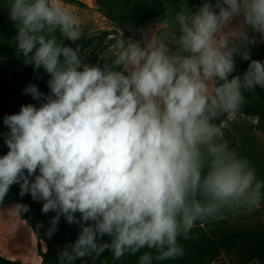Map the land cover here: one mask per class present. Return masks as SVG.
Instances as JSON below:
<instances>
[{"label":"clouds","instance_id":"clouds-1","mask_svg":"<svg viewBox=\"0 0 264 264\" xmlns=\"http://www.w3.org/2000/svg\"><path fill=\"white\" fill-rule=\"evenodd\" d=\"M8 13L17 56L37 78L47 74L49 91L29 83L22 94L37 103L3 117L0 205L18 185L42 214L55 213L49 238L62 217L79 227L58 264L105 251L117 260L141 253L139 264L169 260L197 220L260 203L264 182L215 121L264 89V60L251 56L264 44V0L169 10L158 25L175 26L173 41L121 39L119 55L102 64L85 62L76 17L55 0H10ZM237 58L248 62L242 74Z\"/></svg>","mask_w":264,"mask_h":264},{"label":"crops","instance_id":"crops-1","mask_svg":"<svg viewBox=\"0 0 264 264\" xmlns=\"http://www.w3.org/2000/svg\"><path fill=\"white\" fill-rule=\"evenodd\" d=\"M85 7L80 8L55 0L61 7L76 17L81 35L101 37L99 42L81 52L89 64L103 63L99 57L118 56L121 39L151 38L154 34L167 33L169 41L174 40L175 26L158 25L165 13L177 6L186 5L185 0H76ZM10 0H0V60L17 58L13 39L16 30L9 20ZM187 6V5H186ZM110 11L120 17H146L147 21L136 27L120 25L101 11ZM259 51V49L257 48ZM251 49L253 59L264 60V54ZM247 61L237 59V73H243ZM245 97L256 104L264 103V89L257 87L254 92H245ZM229 131L235 144L231 150L241 158H246L254 168L257 179L264 182V124L256 118L240 113H230L221 123ZM8 131L0 119V132ZM8 151L0 139V156ZM18 197L17 186L0 205V258L21 264H39L40 244L24 220L12 207ZM55 213L50 212L49 219ZM80 229L60 220L56 231L61 238H77ZM104 241H109L105 236ZM110 242V241H109ZM183 254L154 264H264V191L258 205L249 207L233 206L221 209L214 216L197 220L188 236L178 237ZM145 250H141L143 252ZM125 254L119 260L110 251L92 259L94 264H139V255Z\"/></svg>","mask_w":264,"mask_h":264},{"label":"trees","instance_id":"trees-1","mask_svg":"<svg viewBox=\"0 0 264 264\" xmlns=\"http://www.w3.org/2000/svg\"><path fill=\"white\" fill-rule=\"evenodd\" d=\"M64 3L74 5L80 8L85 6L76 0H61ZM188 8L195 9L201 3V0H185ZM102 14L108 16L114 22L120 25H130L131 27L139 26L140 24L147 21L146 17H133L124 18L113 14L110 11H101ZM101 37L95 35H83L82 39L78 41L81 45L82 51L86 48L92 47L94 43L99 42ZM66 44L75 47L69 41H65ZM259 49V51L257 50ZM260 54H264V44H260L257 47H253ZM81 51V52H82ZM238 59V58H237ZM41 78L36 77V73L31 65H25L22 57L13 59L0 60V119H3L5 115L18 113L22 104L37 103L33 101L30 96L23 95L22 90L29 84H36L41 92L48 93L49 89L46 86V80L48 79L47 74L40 70ZM38 106V105H37ZM236 113L243 114L256 118L260 124H264V103L256 104L250 99L246 98V103ZM229 114H224L215 121L220 127L222 121ZM223 139L227 141L230 149L235 144L233 135L222 128ZM7 153V152H6ZM4 153V154H6ZM3 154V155H4ZM17 186L18 197L16 198L17 203L27 204L30 206L31 211L23 214L20 218L26 222L30 227L34 235L36 236L40 248L38 250L40 256L39 264H58L57 255L66 245L74 242V238H61L57 232H55L50 238L46 235L47 229L50 227V219L47 215L41 213L42 202H35L30 196L21 198L19 196V186ZM37 223H42V227L36 228ZM0 264H21L18 262H10L0 258ZM74 264H94L92 258L86 257L84 261L76 260Z\"/></svg>","mask_w":264,"mask_h":264},{"label":"rangeland","instance_id":"rangeland-1","mask_svg":"<svg viewBox=\"0 0 264 264\" xmlns=\"http://www.w3.org/2000/svg\"><path fill=\"white\" fill-rule=\"evenodd\" d=\"M182 7H187V6L186 5H183V6H180V7L177 6V7L172 8L170 11L174 15L175 12L179 11ZM126 18H133V17H126Z\"/></svg>","mask_w":264,"mask_h":264}]
</instances>
